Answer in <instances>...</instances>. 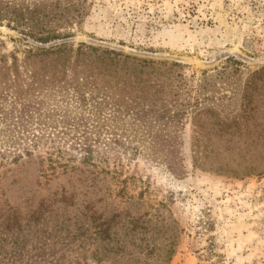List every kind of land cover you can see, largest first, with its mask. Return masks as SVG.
I'll return each mask as SVG.
<instances>
[{"label": "rangeland", "instance_id": "obj_1", "mask_svg": "<svg viewBox=\"0 0 264 264\" xmlns=\"http://www.w3.org/2000/svg\"><path fill=\"white\" fill-rule=\"evenodd\" d=\"M0 3L19 9L41 4L37 0ZM85 6L86 16L66 42L181 65L179 102L187 108L172 120L168 116L175 108L168 107L171 112L161 121L149 128L139 123L138 133L130 135L138 155L128 163L124 160L121 178L135 175L148 183L139 206L123 203L116 194L120 187H115L108 174L112 168L104 165L86 170L97 177L94 188L87 187L90 182L80 173L46 181L34 157L0 169V264H94L96 251L97 264L121 262L117 260L124 252L106 253L102 250L105 243L94 237L85 240L77 230L78 209L84 200L94 201L96 212L104 217L127 206L132 218L146 212L169 216L173 231L165 236L171 239L153 243L165 247L172 242L175 253L169 264H264V74H259L264 68V0H85ZM30 46L32 42L7 28L6 21L0 23L2 63L10 64L16 54L22 58V51ZM227 58L243 67L215 78V70ZM203 72L219 84L209 88L210 100L193 113L191 105ZM252 80L254 87L246 90ZM247 93L251 102L244 108ZM59 94L46 102L56 106L71 102ZM233 94L236 97L230 101ZM236 113L240 127L234 131L228 124ZM195 118L203 124L199 146L212 162L206 170L194 167ZM217 118L224 125L218 126ZM117 126L123 128V124ZM170 151L178 159L174 172L167 171ZM62 189L75 197L59 202ZM129 193L137 196L131 186ZM45 200L47 211L40 205ZM158 203L164 206L157 207ZM39 208L44 212L37 216ZM88 232L91 235L94 229ZM112 232L126 238L120 228Z\"/></svg>", "mask_w": 264, "mask_h": 264}, {"label": "trees", "instance_id": "obj_2", "mask_svg": "<svg viewBox=\"0 0 264 264\" xmlns=\"http://www.w3.org/2000/svg\"><path fill=\"white\" fill-rule=\"evenodd\" d=\"M37 1L41 4L21 9L11 3L5 6L0 3V23L6 21L7 28L18 31L33 44L22 51V58L17 54L11 56L10 64L0 60V126L3 127L0 130V169L34 157L46 181L59 176H79L80 173L85 175L84 181L90 182L87 187L94 188L97 177L89 176L90 171L86 170L98 164L104 165L112 168L108 174H111L115 187H120L116 194L124 200L123 203L134 202L139 206L148 192V183L135 175L121 178L124 160L128 163L138 155L129 138L140 130L137 124L142 123L144 128H149L161 121L170 111L168 107L175 108L168 116L172 120L184 114L187 107L179 102L183 83L182 74L178 71L181 65L136 59L84 43L76 47L69 45L66 40L72 36L71 30L79 26L87 14L85 0ZM241 67L240 62L227 58L222 68L215 70V78L226 70L238 72ZM259 74H264V68ZM201 76L195 105H191L193 113L201 109V103L210 100L209 88L219 84L211 82L212 75L206 72ZM253 82L247 83L246 90L254 87ZM57 94L61 99L65 95L71 102L60 106L46 102ZM234 97L233 94L229 100H234ZM249 102L247 93L243 97L244 108ZM206 113L202 111L203 115ZM239 116L234 114L228 124L234 131L240 127ZM216 120L218 126L224 125L222 119ZM100 121L101 125L98 124ZM107 122H111L109 126ZM119 123L123 128L117 126ZM193 123L196 127L194 167L206 170L212 162L199 146L203 124L197 118ZM167 154L171 156V162H166L167 171L174 172L178 159L172 151ZM239 157L244 158V155ZM220 169L221 166L217 168ZM247 169L252 170V166ZM130 186L132 191H137L136 197L129 193ZM61 191L62 200L59 202L75 197L64 189ZM40 205L47 211V200L41 201ZM81 206L77 214L81 217L77 218L80 235L85 240L94 237V240L105 243L102 250L106 253L118 255L124 252L117 264L170 263L175 253L172 242L165 247L153 244L156 240L171 239V236H165L168 231H173L169 227L172 225L169 216H151L146 212L132 218L127 206L122 211L115 210L110 217H104L96 212L92 200H84ZM162 206L163 203L157 204V207ZM43 212L39 208L35 215ZM91 227L94 233L88 235ZM114 228H120L126 238L116 237L117 234L112 232ZM136 240L141 243L136 244ZM110 242L115 244H107ZM142 242H145V247ZM127 246L132 250H127ZM92 257L97 264L100 260L97 251L92 253Z\"/></svg>", "mask_w": 264, "mask_h": 264}]
</instances>
